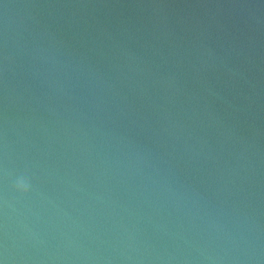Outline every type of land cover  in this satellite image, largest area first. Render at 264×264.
Here are the masks:
<instances>
[{
  "label": "water",
  "instance_id": "obj_1",
  "mask_svg": "<svg viewBox=\"0 0 264 264\" xmlns=\"http://www.w3.org/2000/svg\"><path fill=\"white\" fill-rule=\"evenodd\" d=\"M0 264H264V0H0Z\"/></svg>",
  "mask_w": 264,
  "mask_h": 264
},
{
  "label": "clouds",
  "instance_id": "obj_2",
  "mask_svg": "<svg viewBox=\"0 0 264 264\" xmlns=\"http://www.w3.org/2000/svg\"><path fill=\"white\" fill-rule=\"evenodd\" d=\"M29 187V183L23 178L18 179L14 185V189L21 194H27Z\"/></svg>",
  "mask_w": 264,
  "mask_h": 264
}]
</instances>
